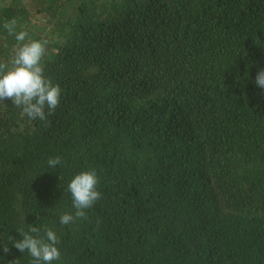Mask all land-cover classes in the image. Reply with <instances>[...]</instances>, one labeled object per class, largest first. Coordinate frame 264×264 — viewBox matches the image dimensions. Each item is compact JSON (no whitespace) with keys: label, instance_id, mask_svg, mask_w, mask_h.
<instances>
[{"label":"trees","instance_id":"trees-1","mask_svg":"<svg viewBox=\"0 0 264 264\" xmlns=\"http://www.w3.org/2000/svg\"><path fill=\"white\" fill-rule=\"evenodd\" d=\"M13 19L61 96L0 104V264H32V226L53 264H264V0H0V61ZM89 170L101 198L62 225Z\"/></svg>","mask_w":264,"mask_h":264},{"label":"clouds","instance_id":"clouds-1","mask_svg":"<svg viewBox=\"0 0 264 264\" xmlns=\"http://www.w3.org/2000/svg\"><path fill=\"white\" fill-rule=\"evenodd\" d=\"M9 36H14L16 43L14 56L8 61H0V104L10 99L14 107L21 109V115L29 120L45 121L60 104L61 89L59 85L45 77L42 60L46 53L47 41L30 40L26 42L28 33L16 31L15 19L3 25ZM255 84L264 89V69L255 78ZM5 105V104H4ZM47 109V113L46 110ZM60 157L50 158L48 165L55 167L61 164ZM98 177L95 170L83 171L74 176L68 184L72 206L76 210L75 217L65 213L60 217L62 225H68L75 219H87L85 210L91 208L101 198L97 190ZM22 237L12 245L21 253L26 251L32 257V264H53L61 258L57 245L60 243L56 233L44 228V237L40 236L38 227H30L28 232H18ZM33 233L35 235H32ZM7 253L9 248L3 246Z\"/></svg>","mask_w":264,"mask_h":264}]
</instances>
